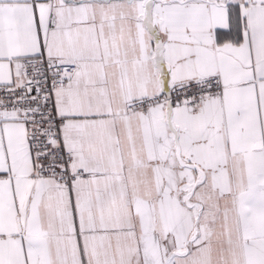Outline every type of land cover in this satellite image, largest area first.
Returning <instances> with one entry per match:
<instances>
[{
  "label": "snow or ice",
  "instance_id": "1",
  "mask_svg": "<svg viewBox=\"0 0 264 264\" xmlns=\"http://www.w3.org/2000/svg\"><path fill=\"white\" fill-rule=\"evenodd\" d=\"M0 264H264V0H0Z\"/></svg>",
  "mask_w": 264,
  "mask_h": 264
}]
</instances>
